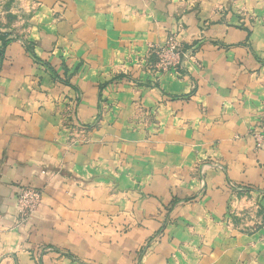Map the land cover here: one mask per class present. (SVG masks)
Listing matches in <instances>:
<instances>
[{
    "label": "crops",
    "instance_id": "0c3cea01",
    "mask_svg": "<svg viewBox=\"0 0 264 264\" xmlns=\"http://www.w3.org/2000/svg\"><path fill=\"white\" fill-rule=\"evenodd\" d=\"M223 1L0 0V264H264V0Z\"/></svg>",
    "mask_w": 264,
    "mask_h": 264
},
{
    "label": "built area",
    "instance_id": "2783aa9c",
    "mask_svg": "<svg viewBox=\"0 0 264 264\" xmlns=\"http://www.w3.org/2000/svg\"><path fill=\"white\" fill-rule=\"evenodd\" d=\"M174 50V48H171ZM167 54V53H166ZM170 57L174 56L175 54L173 51H170ZM168 55V54H167ZM179 56V55H175ZM164 60L160 61V67L166 71L169 66L172 65V62L169 60L168 57L164 56ZM253 139L255 143V148L260 149L264 148V131L256 132L254 131ZM41 201V195L38 191L30 188H21L17 194L16 204H17V213L19 216V221L21 224H24L30 215L37 209ZM260 239L264 241V233L261 235Z\"/></svg>",
    "mask_w": 264,
    "mask_h": 264
},
{
    "label": "rangeland",
    "instance_id": "374dc122",
    "mask_svg": "<svg viewBox=\"0 0 264 264\" xmlns=\"http://www.w3.org/2000/svg\"><path fill=\"white\" fill-rule=\"evenodd\" d=\"M223 1V0H222ZM213 2V1H211ZM197 1H194L191 8L192 7H195L197 8ZM206 4V3H205ZM222 5H226V7H230V2L228 0H224ZM208 6V5H207ZM217 8V7H216ZM215 7H213V4H210L209 2V10H210V13H216V9ZM215 10V11H214ZM243 13V12H242ZM178 34L179 33H175V34H172L171 37L165 42V44L163 46H158L155 51H153L152 55L155 56L156 58V63L154 64H151V68L153 66V69L157 72H167V71H170V70H174L176 71V66L178 65V60H179V57L180 56H183L185 55V50L183 49V47L181 46L180 42H178ZM171 48H174V50H171ZM170 51H173V53L175 55H179V56H171L170 57ZM168 55H167V54ZM165 57H168L169 60L172 62V65L169 66L167 69H165L166 71H164L161 67H160V61L161 60H164ZM32 189V188H30ZM35 190V189H34ZM37 191V190H36ZM39 192V191H38ZM40 193V192H39ZM41 195V194H40Z\"/></svg>",
    "mask_w": 264,
    "mask_h": 264
}]
</instances>
